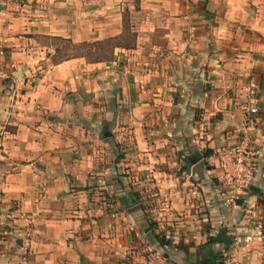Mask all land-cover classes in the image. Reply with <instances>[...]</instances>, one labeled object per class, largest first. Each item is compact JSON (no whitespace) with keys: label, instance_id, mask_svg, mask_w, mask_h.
<instances>
[{"label":"crops","instance_id":"obj_1","mask_svg":"<svg viewBox=\"0 0 264 264\" xmlns=\"http://www.w3.org/2000/svg\"><path fill=\"white\" fill-rule=\"evenodd\" d=\"M134 4L0 0V264H264V0ZM126 15L134 49L54 62L49 41L118 38ZM247 105L234 200L213 156Z\"/></svg>","mask_w":264,"mask_h":264},{"label":"built area","instance_id":"obj_2","mask_svg":"<svg viewBox=\"0 0 264 264\" xmlns=\"http://www.w3.org/2000/svg\"><path fill=\"white\" fill-rule=\"evenodd\" d=\"M261 86L256 80H251L248 87V100H257ZM246 127L235 145L222 148L213 156L214 167L220 172V183L225 190L233 194L234 200H240L246 191L250 190L256 176L255 150L250 126L256 123L260 111L256 106H244ZM264 178V175H263Z\"/></svg>","mask_w":264,"mask_h":264},{"label":"rangeland","instance_id":"obj_3","mask_svg":"<svg viewBox=\"0 0 264 264\" xmlns=\"http://www.w3.org/2000/svg\"><path fill=\"white\" fill-rule=\"evenodd\" d=\"M134 5L139 9L141 0H134ZM124 34L118 38L105 41L99 46L74 47L60 41H49L56 49H63V56H85L88 62L100 63L111 61L115 55L116 49L132 50L136 47L137 34L135 26L131 23L130 16H125ZM134 29V30H133ZM62 56V53H61ZM59 56V57H61Z\"/></svg>","mask_w":264,"mask_h":264},{"label":"trees","instance_id":"obj_4","mask_svg":"<svg viewBox=\"0 0 264 264\" xmlns=\"http://www.w3.org/2000/svg\"><path fill=\"white\" fill-rule=\"evenodd\" d=\"M53 41H60V42H64V43H67L69 45H72L74 47H90L91 45L92 46H99L100 44H103L105 42H100V43H95V44H87V43H84V44H73L71 41H68V40H64V39H61V38H55L53 39ZM61 53H62V56H61ZM56 54L57 56L54 58V62L55 63H60L62 61H66V60H71V59H76V58H86L85 56H63V49H57L56 51ZM61 56V57H59ZM87 59V58H86ZM91 63H94V62H91ZM221 234H223V232H221ZM224 242H227V243H232V239H224L223 238V235L222 236H218V237H211L209 239V242L206 246H203L202 248H200V251H203L204 249H207V248H211L212 246L216 245V244H219V243H224Z\"/></svg>","mask_w":264,"mask_h":264},{"label":"water","instance_id":"obj_5","mask_svg":"<svg viewBox=\"0 0 264 264\" xmlns=\"http://www.w3.org/2000/svg\"><path fill=\"white\" fill-rule=\"evenodd\" d=\"M198 156H199V159H201V156H200V155H198ZM131 202H132L133 204H135L137 201H136V199L132 198V199H131ZM203 264H208V262H204Z\"/></svg>","mask_w":264,"mask_h":264}]
</instances>
